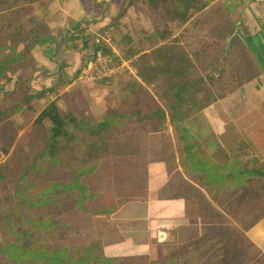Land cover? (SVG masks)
<instances>
[{
    "label": "crops",
    "instance_id": "1",
    "mask_svg": "<svg viewBox=\"0 0 264 264\" xmlns=\"http://www.w3.org/2000/svg\"><path fill=\"white\" fill-rule=\"evenodd\" d=\"M208 6L201 12H190L189 20L179 24L169 16L174 15V8L166 0H45L35 5L25 28L29 33L26 42L29 56L24 69L9 74L10 81L0 85V111L9 112L8 120L26 115L34 121L45 104L55 102L64 119L69 116L80 122L93 117L97 126L109 119L107 130L121 133V139L112 140L105 152H94L84 161L79 159V170L71 183L76 191L70 196L73 203L60 209L57 218L51 221L58 228L57 248L90 250V254L80 257L103 258L117 264H218L227 257L217 249L224 246L228 233L234 245L240 247L244 240L255 256L264 257V213L255 216L249 225H242L241 220L229 214L225 201L220 200V194L226 193L236 200L243 181L261 179L242 173L244 163L264 164V141L252 138L260 125L248 124L249 117H239L241 110L229 104L252 94L257 105L264 104V73L245 80L242 71L236 72L232 80L229 73L223 72L225 93L214 95L215 103L186 119L181 126L173 125L167 112L165 122L156 119L136 122L142 117L138 114L140 109L108 111L104 106L108 95L103 90H86L85 86L91 87L78 85L76 80L81 53L68 38L71 25L111 28L114 35L132 44L133 50L141 49L145 43L142 33L151 28L158 42L156 48L176 44L193 61L188 45L192 15H203ZM258 6H264V0L250 4V8ZM146 15L169 18L175 27L166 33L164 28L148 26ZM242 16L247 15H240V20ZM263 16L254 15L264 19ZM261 24L256 23L254 32L248 33L259 32ZM239 33L242 35V30ZM113 45L117 53L114 39ZM135 57L129 56L127 60L133 71L130 63ZM131 74L133 77L125 82L128 91L133 84L141 85L153 99H160L137 74ZM202 77L206 80V76ZM230 84L233 86L228 89ZM142 93L129 92V95L140 99ZM122 114L127 117L114 118ZM259 114L257 111L252 116ZM130 120L134 123H129ZM32 124L13 125L11 130L18 134L7 154L3 153L4 145L0 146V169L17 153L21 143L32 147L31 140H21L31 131ZM43 125L51 127L48 120ZM82 125L88 127L89 123L86 120ZM96 129H91V133ZM60 147V142L49 137L42 162L60 164ZM251 167L250 164L248 169ZM235 182L238 190L231 191Z\"/></svg>",
    "mask_w": 264,
    "mask_h": 264
},
{
    "label": "rangeland",
    "instance_id": "2",
    "mask_svg": "<svg viewBox=\"0 0 264 264\" xmlns=\"http://www.w3.org/2000/svg\"><path fill=\"white\" fill-rule=\"evenodd\" d=\"M253 2L254 0H233L232 2L215 0L208 6L203 15H192L193 25L190 32H188V45L191 48L195 68L200 74L206 76L210 73L219 74L222 71L232 75L234 72L240 73L246 70L252 72L255 70V58L246 48L243 37L239 33L240 30L243 34L248 31L253 33V28H257L259 22L264 23L263 18L254 17V15H264V6L250 8V4ZM236 5L238 6L236 7ZM240 15L247 16H242L240 20ZM146 17L148 18V23L146 22L148 26L151 24L155 27L164 28L166 33H168L167 29L175 27L171 24L169 18L164 16L146 15ZM26 22L24 28H26ZM154 34L155 32L151 28L149 31L142 33L145 43L142 44L140 50L137 48L133 50L132 44L123 41L120 35L115 34V37L113 34V39L117 44V53L115 54L117 64L127 62L129 56H136L134 59L132 58L130 63L134 66L135 62H140L143 54H147V56H150L147 62L152 65L155 57L153 51L158 44L156 39L153 38ZM28 38L29 35L27 40ZM144 50H148V52L141 53ZM223 51H230L228 59L223 58ZM145 61L142 60L141 64ZM134 73L137 74L136 70ZM129 77H133L131 72L126 68H122L109 85H102L100 82H77L78 85H89L91 87L85 86L86 90L92 88L103 90L108 95L105 96L104 100V106L108 111L112 109L113 112L117 113L141 109L143 112H148L153 109L155 107L154 103L151 101L150 96L145 95L146 93L139 96L140 100L129 95V92L137 91L132 87L130 91L127 90L125 82ZM228 86L229 89L233 85ZM146 87L152 93L156 90V85L151 84L146 85ZM254 98L255 94L246 95V98H243L242 101L235 102V104L232 102L229 106L241 110L239 117L241 115L243 117L248 116V124L256 125L259 123V130L252 133V138L264 141V104L262 102L257 105V102L253 101ZM96 106H99V104L94 105L92 108ZM257 111L260 114L256 117L252 116ZM95 112L98 113V109ZM134 118L132 119L135 120ZM14 119V121H8L11 129H13L15 123L18 127H25L33 123L31 131H28L27 135H23L21 140L24 142L27 139L34 143L32 147L30 145L25 147L21 143L17 153L14 152L15 154L13 153L6 160V163L1 166L4 179L0 183V248L5 249L7 246L16 243L17 246L32 245L31 248L36 249L42 245L48 247V243H50V246L56 249L59 245L57 240L58 231L41 227L39 224L41 221L48 222L57 218L60 209L68 208L71 206V202L73 203L70 196H73L76 191L71 183H73L72 176L77 174V170H79V159L84 161L94 152H105L110 148L112 140L118 141L121 139L119 136L121 133L120 131H109L92 135L91 129L97 127V122L93 117L86 118L89 123L86 127L85 125L81 126L86 121L85 119H82L80 124L77 120L65 116L66 131L64 136L57 140L61 146L60 156L62 162L52 165L51 162V164H47L41 160L46 141L51 137L49 128L43 124L36 125L35 120L32 121V116L22 115L17 118L14 117ZM117 121L122 122L121 119ZM3 123L0 124V146L8 144L11 139L9 127L3 133ZM129 123H134V121L130 120ZM82 166L84 167V164ZM63 183L67 185L63 186ZM49 186L51 187L50 193H47ZM235 186L231 185L230 190L233 191V188H235V191H237V182H235ZM220 198L222 202L225 201L229 214L241 220L242 225H249L253 222L255 216L259 217L264 213V180L243 181L241 195L236 197V200H233L228 193L225 195L220 194ZM224 239L226 240L224 246L219 247L217 250L227 257L218 264H264V257L258 256V254L255 256L253 251L248 250L244 240L238 247V245L232 243L228 233ZM8 249L7 254L0 253V264H43L38 261L17 260L16 257L20 252L14 247Z\"/></svg>",
    "mask_w": 264,
    "mask_h": 264
},
{
    "label": "trees",
    "instance_id": "3",
    "mask_svg": "<svg viewBox=\"0 0 264 264\" xmlns=\"http://www.w3.org/2000/svg\"><path fill=\"white\" fill-rule=\"evenodd\" d=\"M45 0H0V85H4L10 81L9 74L13 75L18 69H24V63L28 56L26 49L28 32L25 31L24 23L30 19L33 14L35 5L44 2ZM171 2L174 8V15L171 18L179 24L186 23L191 17L190 12L197 13L205 9L210 3L215 0H166ZM232 2L233 0H227ZM238 5H236L237 7ZM183 14V15H181ZM79 23L71 25L72 30L79 27ZM69 31V30H68ZM243 42L246 48L253 54L256 66L254 71H243L244 79L251 80L264 73V23L260 25V31L254 35L248 32L242 33ZM69 38V37H68ZM76 37L69 38L73 42ZM230 51H223V58L228 59ZM155 56L152 65L147 62L150 56L143 54L140 62H135L133 68L137 72V76L142 80L145 85H156V90L153 94L157 95L160 99L156 101L147 93L141 85H131L137 92H144L146 96H150L151 101L154 103V108L148 112H143L141 109L138 114L139 117L136 122L146 120H157L158 122L166 121V112L170 122L175 126H181L186 119L199 113L201 110L207 108L216 102L214 95L220 96L225 93L224 86L227 83L223 82L222 71L219 74L210 73L206 75V80L200 75L195 68L194 62L190 56L181 48L173 45H163L153 51ZM84 58L81 56V62ZM142 60H146L143 64ZM224 74V73H223ZM216 75V76H215ZM218 75V76H217ZM231 79L235 78V72L232 73ZM231 80V82H232ZM151 82V83H150ZM102 84V83H100ZM103 85V84H102ZM140 100V99H138ZM160 103V104H159ZM112 117V116H111ZM109 117V118H111ZM127 117L122 114L121 117L114 116V118ZM128 117H131L128 116ZM10 118L9 112L0 111V124L5 133L9 127V136L11 137L8 144L3 146V153L7 154L10 146L14 142L17 132L11 130L8 119ZM45 120L51 124L49 133L51 140H57L64 136L66 131V119L60 113V109L55 102L45 104L43 110L36 117L34 123L42 125ZM110 126L109 119H105L97 126L96 131L92 135L107 133ZM2 136V135H1ZM252 165L251 168L248 167ZM258 163H244L242 173L254 175L264 180V164L257 165ZM254 165H257L253 168ZM4 175L0 169V182L3 180ZM53 220V219H52ZM50 222V224L48 223ZM41 221V227H48L49 229L58 228L51 221ZM46 225V226H44ZM55 236V234H54ZM31 248L32 245H19L16 243L7 246L5 249L0 248V253H8L10 247L16 248L20 253L17 260H28L31 262L38 261L43 264H117L115 261H108L105 259H90L89 257L81 258L80 256L90 254V250H66L63 248H52L50 243ZM92 250V249H91Z\"/></svg>",
    "mask_w": 264,
    "mask_h": 264
},
{
    "label": "built area",
    "instance_id": "4",
    "mask_svg": "<svg viewBox=\"0 0 264 264\" xmlns=\"http://www.w3.org/2000/svg\"><path fill=\"white\" fill-rule=\"evenodd\" d=\"M67 35L69 38H77L72 44L84 58L76 78L78 82H100L103 85H109L122 68L134 73L126 61L120 64L115 61L116 53L111 28L95 29L89 25L80 24L76 30L69 29Z\"/></svg>",
    "mask_w": 264,
    "mask_h": 264
}]
</instances>
